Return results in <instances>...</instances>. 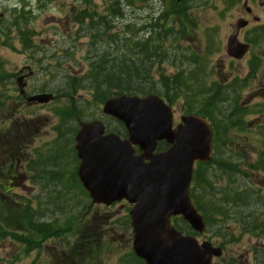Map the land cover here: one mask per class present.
Wrapping results in <instances>:
<instances>
[{"label":"rangeland","instance_id":"rangeland-1","mask_svg":"<svg viewBox=\"0 0 264 264\" xmlns=\"http://www.w3.org/2000/svg\"><path fill=\"white\" fill-rule=\"evenodd\" d=\"M225 1L192 0L186 3L185 7H187L190 22L180 24L183 33L180 38L178 37L177 42L168 40L173 42L165 45L166 50L169 51V57L160 66H154L151 73L152 81L157 82L160 74L166 76L176 73L172 55L173 59L181 60L182 55H185L193 61L196 59L199 61L202 56V68L198 70V73L209 75V79L212 81H208V86L212 84L219 86L220 83L224 85L227 77L243 78L246 75L245 61L237 64L224 57L225 42L229 32L228 25L234 20L232 17L235 15V9L226 8ZM78 2V0H0L1 26L4 27L8 23V27L18 16H23L26 20L25 30L30 33L32 44L31 48L26 51L25 47H22L18 42L14 41L12 46L7 40L0 42V115L6 119L7 113L11 114L12 111H17L16 118L26 122L33 133L31 147L25 150V152L27 151L25 160L14 164L15 168L20 169L19 175L11 173L2 176V170H0V185L7 189H13L9 193L11 199L8 201L31 200L33 207L39 205L44 221H51L50 223L54 224V220L57 219L58 225L54 224V226H67L66 228L69 230L65 234L49 236L36 248L29 247L27 244L21 246L9 238L0 240V264H136L130 255L131 228L129 224L125 225L129 208L126 203H115L110 207L95 206L93 209H88L90 200L86 196H82L74 190L68 195L65 194L67 196H61L59 194L60 187L52 179H47L46 173L57 170L58 175L64 178V184H67L71 181L69 178L74 171V166L77 165L70 156L69 149L72 144L68 141L62 143L65 148L61 152L63 156L57 164L47 160L50 157V152L56 148L57 136L54 127L57 126L58 118L53 110L56 105L62 106L63 101L29 107L24 102L17 100V94L13 91L18 71L25 66L30 67V71L33 73L27 80L29 94L47 92L55 95V92L64 85L69 76L77 77L86 70L90 32L84 29L86 26L80 27L72 22L74 12L86 7L85 5L80 6ZM93 3L96 15H102L112 0H95ZM164 5L168 7L170 0H147L141 4L138 3V8L123 6V18L111 20V24L116 28L114 31L119 32L120 26L131 24L133 25L131 33L124 36L131 37L133 42L137 39L147 38L148 35L145 37L142 31L137 30L138 26L146 23L153 14L161 9L163 11ZM14 32L15 29L11 28L10 37H13ZM106 41L105 37L96 40L98 50L107 47L104 43ZM205 51L208 54H205ZM180 66L176 65L177 69ZM182 68L184 71L190 69L191 62H184ZM263 83L264 72L258 75L257 80L253 79L245 85L240 103L236 105L238 108L243 107L242 109L246 113L244 122L229 130L230 133L226 135V140L221 144L229 147L220 145L215 152L218 159L233 164L232 175H235L236 181L243 185L244 191L250 188L253 192L257 191V177L264 179V172L249 174L248 170L250 169L246 168L248 164L257 159L258 155L255 151L262 150L264 156V146L259 144V148L256 149L243 148V155L238 157L234 151L237 152L241 149L234 148L233 146L236 147V145L230 144L228 141L232 140L231 136H233L234 141L239 145H245L247 140L253 141L257 135L264 133ZM203 84H205L203 88L207 87V83ZM74 98L73 100H78L79 105L83 108L81 121L101 119L109 130L119 129L115 121L101 114V105L93 100L88 90H78ZM221 104H219L220 108ZM227 105V102L223 103L222 108L228 107ZM172 106L175 109L174 118L178 121L182 112L181 101H176ZM13 117L15 119L14 114ZM4 121L3 125H0V140L3 142L8 137L10 125L9 120ZM29 137L31 138V135ZM262 139L264 140L263 135ZM1 156L2 151L0 150V166L4 162ZM53 158L52 155L51 159ZM12 177H14L13 180ZM222 178L223 175L218 171L211 175V179L213 182L216 181V185H225L228 182L227 179L222 180ZM7 182H11L8 187ZM69 184L71 183L69 182ZM4 190L2 189V191ZM14 194L19 197H15ZM9 202L7 210L10 209V212L13 210L19 219V213L23 207L18 204V207L15 208L14 202ZM1 203L0 197V217L6 219L8 217L5 205ZM86 207L85 212H90L82 219L81 213ZM259 208L256 215L259 216L258 218H261V215L264 217V205ZM51 210L56 212L52 213ZM242 210L243 214H249L246 212L252 208L244 206ZM232 216L235 215L232 214ZM218 224L221 229L223 228L222 233L227 240L232 237L239 236V238L233 243L225 244L222 257L216 259L214 263L245 264L247 262V264H253L254 258L256 259L261 252L264 253V246L261 245V242L257 238L249 241L246 235L241 237L235 230H239L238 226L233 222L226 221ZM3 226L5 228L13 227V224L5 221ZM212 229L214 230V227ZM16 232V235L21 234L18 230ZM214 234L206 233L199 240H207L209 236L216 243H227L224 238H219ZM249 246L253 247V251L249 250ZM247 251L251 254L248 255ZM243 253H246V256Z\"/></svg>","mask_w":264,"mask_h":264},{"label":"trees","instance_id":"trees-1","mask_svg":"<svg viewBox=\"0 0 264 264\" xmlns=\"http://www.w3.org/2000/svg\"><path fill=\"white\" fill-rule=\"evenodd\" d=\"M78 1L80 6L85 5L86 7L79 9L76 13L74 12L72 22L80 27L86 26L84 29L90 32L89 55L87 56L86 70L77 77L69 76L64 85L59 90H55L57 93L55 92L53 103L63 101V105H56L53 110L58 118V123L54 128L57 132V138L55 140L56 148L53 149L54 158L52 163L57 164L61 160L63 156L61 152L65 148L62 143L65 141L71 143L76 125L81 121L83 108L79 105L78 100H73L78 90H88L98 105H101L106 99L118 95L145 96L150 93H157L169 104H175L176 101L183 99V108L187 113L201 115L212 124V127L218 130V123L223 122L222 120L218 122V118H223L225 115L218 110L220 108L219 104L227 102L228 107H234L235 100H238L236 92L234 99L231 98L232 101L227 97L229 91L234 89V84L227 85V88H219L215 84L209 88H203L204 84L200 82L203 75L198 73V70L202 68L200 60L193 61L185 55H182L181 60L173 59L172 55V62L174 60V67L176 68L175 74L166 76L160 74L157 82L152 81L151 73L154 66H160L169 57V51L166 50L165 45L173 43L170 41L177 42L178 37L180 38L183 33L180 24L190 22L187 7H185L186 2L176 3L175 0H170V5L168 7L164 5L163 11L161 9L156 17L153 14L146 23L138 26L137 30L142 31L145 37L146 35L148 37L133 42L131 37H126L131 33L133 25L120 26V31L116 32L114 31L116 30L115 25L111 24V20L123 18V6L138 8V3L141 4L147 0H112V3L104 10L102 15H96L93 3L95 0ZM25 23L26 20L23 16H18L8 27V23L4 27L0 24V42L7 40L9 45L12 46L15 41L28 51L32 44L30 33L25 30ZM11 28L15 29L13 37H10ZM100 37L107 38V41L104 42L107 47L98 50L96 40ZM169 39L170 41H168ZM171 46L173 47V45ZM186 61L191 62V68L184 71L182 64ZM176 65H181L178 72ZM116 124L119 129L110 130L121 137H125L126 133L122 125L118 122ZM25 139L27 138L25 137ZM165 148L164 143H158L157 150L161 151ZM212 161L215 162L221 172L223 168L227 169L224 175L228 182L219 189L213 186L210 177V172H213ZM232 165L216 157L206 163H197L189 190L191 201L203 216L207 229L212 230L215 233L214 236L218 237L224 234L222 233L223 228L221 229L217 222H226L233 218L238 223L236 225L240 226V224L246 222L247 229L254 231L256 218L253 214H257L260 205H264L261 199L258 200L256 194L243 190L242 185L236 181L235 175H232L233 171L231 170H234ZM249 168L255 169L254 166ZM58 173L57 170H53L51 173L46 174L49 179H52L60 187L59 194L61 196H67L74 190L88 198L87 194L81 189L74 171L69 178L71 184L69 182L64 184V178L59 176ZM7 185H9V182ZM214 194L220 198L215 197ZM3 197L1 204L5 205L8 218L2 220V217H0V240L9 238L18 242L21 246L27 244L29 247L36 248L49 236L65 234L69 231L66 228L67 226H54V224L58 225L57 219L54 220V224L50 223L51 221H44L39 205L33 208L31 200L22 202L23 209L19 213V219H17L15 212L13 210L10 212V209L7 210V208L10 204L9 201L16 204L20 201H8V199H11L9 194ZM15 197L17 196L15 195ZM244 206L252 208L250 211L247 210L246 213L249 214L242 213ZM86 209L87 207L81 213V216L84 215ZM14 211L16 210L14 209ZM51 212L55 213L56 211L51 210ZM232 214L235 216L233 217ZM259 220L263 221L262 227L264 228V217ZM5 221L11 222L13 227L5 228L3 226ZM249 221L253 224H249ZM173 222L178 230L190 233L189 228L180 218H174ZM127 224L128 216H126L125 225ZM212 227H214V230ZM241 227L243 228V225ZM17 230L21 234L16 235ZM130 255L136 264H144L135 258L132 253Z\"/></svg>","mask_w":264,"mask_h":264},{"label":"water","instance_id":"water-1","mask_svg":"<svg viewBox=\"0 0 264 264\" xmlns=\"http://www.w3.org/2000/svg\"><path fill=\"white\" fill-rule=\"evenodd\" d=\"M247 49L229 39L226 53L240 59ZM52 98L38 94L28 101L46 104ZM102 114L122 123L127 135L124 139L114 133L104 135L101 120L80 124L74 138L76 175L91 204L108 207L126 201L131 206L132 251L145 264H211L221 250L208 242L199 245L170 221L181 217L194 232L204 231L189 188L194 163L209 159V125L199 116L187 115L173 129V111L156 94L115 96L104 101ZM161 141L168 148L155 152Z\"/></svg>","mask_w":264,"mask_h":264},{"label":"flooded vegetation","instance_id":"flooded-vegetation-1","mask_svg":"<svg viewBox=\"0 0 264 264\" xmlns=\"http://www.w3.org/2000/svg\"><path fill=\"white\" fill-rule=\"evenodd\" d=\"M225 7H232L235 9V15H233L232 17L234 18V20L228 25L229 32L225 44L229 39H232L234 40V42L247 44L249 48L241 60H233L227 57L226 55H224V57L228 61L237 64H240L241 62L245 61L244 66L247 72L245 76L249 74L250 76L254 77V75H251V68L256 65V70L254 73L255 79L257 80L258 75L264 72V0H232L229 3L225 4ZM19 74V76L25 75L23 70H20ZM27 80V77H24V81L22 80L23 83H25L26 85L25 90H27L28 87ZM262 86V89H264V83L262 84ZM22 97H19V99H23ZM225 111L233 115V117L238 116L237 119L239 121L244 122V117L246 116V113L244 114L241 110H235V108H226ZM13 114L15 115V119H13ZM6 116V120L10 121V125L7 134L8 137L4 140V142L3 140L0 141V150L2 151L1 158L4 162L8 161L18 164L22 160H25V149L23 145V141L25 138L23 133V121L19 118H16L17 111H12L11 114L7 113ZM232 128H235V126H233ZM30 134L33 135L32 132ZM27 135L28 134H26L25 136L27 137ZM256 142L257 141L255 140H247V144L245 145H239V143H237L236 141H233L232 143L235 144L237 147H240L241 149L246 147L259 148L258 144H263L264 140L261 139L258 141L259 143L257 142V145H254V143ZM255 153L259 156V158L256 159V166L262 169L263 166L261 163L264 160L263 152H261V150L260 152H258L257 150V152L255 151ZM19 170V168H16L15 174L19 175ZM17 179L20 180L19 177H17ZM263 180L264 179H259L257 177V191L255 192L258 197V200L264 199ZM9 184L11 185V182H9ZM262 223L263 221L256 220L255 230L249 231L246 227V222H243V224H240V226L243 225L244 228V233L241 234V237H244L246 235L249 238V241H251L253 238H257L261 242V245L264 246V228L262 227ZM249 224H253V222L249 221ZM257 248L255 249L257 250ZM249 250L253 251V247H250ZM243 254L246 256V253ZM247 254L250 255L251 252L247 251ZM258 255L259 256L256 257V259L254 258L255 261L253 260V264H264V253L261 252ZM245 264H247V262Z\"/></svg>","mask_w":264,"mask_h":264},{"label":"bare ground","instance_id":"bare-ground-1","mask_svg":"<svg viewBox=\"0 0 264 264\" xmlns=\"http://www.w3.org/2000/svg\"><path fill=\"white\" fill-rule=\"evenodd\" d=\"M227 186H228V185H227ZM226 188H227V187H226ZM230 188H231V187H230ZM259 209H260V208H259ZM259 209H258V210H259ZM256 212H257V211H256ZM261 216H262V215H261ZM258 217H259V216H258Z\"/></svg>","mask_w":264,"mask_h":264}]
</instances>
